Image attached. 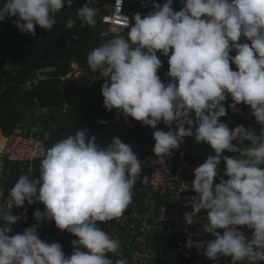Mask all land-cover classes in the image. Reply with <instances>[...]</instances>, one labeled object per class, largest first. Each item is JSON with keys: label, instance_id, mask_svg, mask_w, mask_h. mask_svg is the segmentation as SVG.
<instances>
[{"label": "clouds", "instance_id": "clouds-1", "mask_svg": "<svg viewBox=\"0 0 264 264\" xmlns=\"http://www.w3.org/2000/svg\"><path fill=\"white\" fill-rule=\"evenodd\" d=\"M73 2L0 0V22L14 17L11 22L21 33L36 36V26L50 31L56 24L55 14L65 6L71 8ZM96 3L85 0L77 9L81 27H94L99 17L101 26L110 28L103 36L116 29L126 32L88 52L84 67L98 73L88 85L102 78L99 84L106 111L115 110L125 122L130 117L154 129V165L175 161V150L186 137L195 142L189 145L187 159L203 162L193 169L190 211L184 214L187 225H199L197 232L181 237L167 233L180 245L179 239L187 238L183 247H195L213 264L222 259L229 264H264V0H180L178 11L173 9L174 0H164L162 5L153 0L145 9L127 0H105L101 5L106 11L100 13ZM126 3L139 11L152 9L133 16ZM117 4L132 12L131 19L123 15V28L101 20L112 8L116 13L122 11ZM75 24L76 19L68 18L65 28ZM158 53L167 57V82L158 74L163 66ZM15 67L6 60L1 71L14 73ZM52 69L40 68L25 78L21 93L48 79ZM69 71L58 80L73 82L65 77ZM0 77L5 79L3 73ZM228 97L231 101L226 107ZM240 105L249 108L248 118H254L258 127L241 124L230 129L221 120L229 109L241 113ZM161 123L167 131L158 129ZM17 133L39 140L45 152L40 157L39 176L33 175L35 171L20 174L0 203V264H128L125 259L110 258L109 254L119 255L120 240L103 231L98 222L119 220L129 206L139 209L134 200L139 192L134 186L149 182L147 176L142 180V161L148 152L141 154L133 141L90 134L86 127L48 148L36 128H19L3 135L4 141ZM204 143L213 154L206 159L188 157L192 144L202 147ZM226 151L233 155H225ZM4 171L11 173L0 167V175ZM157 190H165L170 198L168 190ZM36 202L43 210L33 208ZM172 205L173 201L157 207ZM14 207L23 212L13 214ZM30 207L34 223L20 232ZM22 218L15 232L13 225ZM51 221L76 237L70 255L60 242L41 239L39 228ZM193 235L205 238L193 240Z\"/></svg>", "mask_w": 264, "mask_h": 264}, {"label": "trees", "instance_id": "trees-1", "mask_svg": "<svg viewBox=\"0 0 264 264\" xmlns=\"http://www.w3.org/2000/svg\"><path fill=\"white\" fill-rule=\"evenodd\" d=\"M84 4L85 0H74L71 8L65 6L55 14L56 24L50 31L36 26V36L21 33L11 22L14 17L0 22V72L3 73L6 81L10 83V85L5 86L3 84L5 79L0 77L1 138L8 136L19 128L32 131L33 128L30 125L38 124L44 119L46 121L41 128L43 127L44 132L50 133V136L44 139L47 148L57 140L73 134L75 130L85 127L89 129L90 134L97 133L99 137L101 135L109 136L113 130L120 132L113 111H106L103 106L101 92L99 90L97 93L95 84L76 87L69 79L63 82L58 80L59 76L69 71L70 61L77 60L79 64L86 66L88 52L101 44L102 35L99 17H97V23L94 27L88 25L81 27L79 20L76 18L77 9ZM173 5H176L175 1ZM96 6L100 9L99 13L106 11L103 5L96 4ZM125 8L132 10L133 16L136 13L147 14L152 9L139 11L135 5L129 3H126ZM68 18L76 19V24L71 29L65 28V22ZM6 60H10L16 66L14 73L1 71V66ZM44 67L53 68L48 72L49 78L39 81L31 89L24 90L21 93L20 86L24 79ZM225 103L227 104V101ZM41 108L54 109L55 115L43 112L37 116L36 111ZM244 114L248 118V115ZM52 118L57 123L56 126L53 125ZM101 120L108 121L105 130H103L104 124L99 123ZM129 120L133 123V127L129 129L130 133L127 137L136 138L143 152L152 150L155 143L152 136L154 129L149 126H141L132 118ZM157 127L162 129L161 126ZM41 128L40 134L43 138L45 133L42 132ZM206 156L207 153L202 152L198 156L197 154H191L188 157ZM171 158H174V155L169 159ZM40 160L41 158L32 161V171H35L33 175L37 177L39 176ZM4 166L6 170L15 174L18 171L27 173V165H23L21 162L5 160ZM140 188V185L134 186L137 191ZM138 199L140 198L135 193L134 200L137 201ZM165 203L168 204L163 202V205ZM33 212L34 210L30 207L27 211V220H25L20 232L34 223ZM55 228L54 221L45 222L39 232L41 239L48 242H60L65 254L70 255L72 251L71 241L76 237L67 231L61 230L60 233L55 234ZM186 241L187 238L182 237L180 245L170 235L155 234L152 246L156 249L157 258L152 264H213L212 261L204 260L202 254L195 247L191 249L184 248L183 245ZM121 254L126 259L130 258L129 250L121 252Z\"/></svg>", "mask_w": 264, "mask_h": 264}, {"label": "built area", "instance_id": "built-area-1", "mask_svg": "<svg viewBox=\"0 0 264 264\" xmlns=\"http://www.w3.org/2000/svg\"><path fill=\"white\" fill-rule=\"evenodd\" d=\"M127 1L135 3L140 9H145L148 6H152L153 4V0ZM103 2H105V0H97L96 4H101ZM115 7L120 10L122 6L117 4ZM112 9L113 11L111 13H103L101 15V20L106 23H108V20H110L112 23L108 24L111 26L123 28V15H127L131 19L132 12L121 9L122 11H118L116 13L115 9ZM179 9L174 11H178ZM158 55L163 56L160 53H158ZM65 77H70L79 83L88 84L91 83L96 76L95 73H93L87 67H82L76 61H72L70 63V71L68 76L65 75ZM61 79L63 80L64 77H61ZM27 82H31V79H29ZM99 83L102 85L103 79H100ZM190 140L192 142H189ZM97 143L101 146H104L103 142H100V139L98 138ZM190 143H195L194 139L192 137H186L184 142L180 145L179 150H175V161L172 163L166 162L163 166L153 164V161L157 159L153 152H148L143 157L142 180L145 176H147L149 182L145 184L146 186L151 187L153 190H168L170 192V198L173 201L171 208L160 207L156 209L153 205L145 203L142 209H137L136 207L132 206L131 209L124 213L123 217L119 220H112L107 223L101 222V225L105 224V226H107L108 223L122 226L125 224V222H130L131 232L133 233V236H135V242L139 245L131 255V264H152L157 258L156 252L149 246L145 245L143 233L147 235L150 230H163L174 234L176 237H181L182 235L192 233L190 232L189 226L184 221V214L187 211H190V197L193 195L191 190V182L194 179L193 169L203 162L199 160L187 159ZM129 144H133V142H130ZM44 152L45 147L34 137L25 136L24 134L20 133L11 134L4 141L2 147L0 148V167L3 169L5 159L17 160L29 165L33 160L43 157ZM186 184L189 185L188 188ZM8 190V184L0 183V203H3L7 198ZM25 204H27V202H25ZM32 206L34 209L40 208L41 210H43L44 207L39 202H36ZM13 209V214H19L20 212H23V208L17 209L14 207ZM22 221L23 218L13 225L15 232H18L20 228L19 225L22 223ZM43 224L38 231L41 230ZM58 233L59 230L57 229L55 234ZM179 240V243H181L182 239ZM193 240L196 239L193 238ZM204 258L207 259L206 257Z\"/></svg>", "mask_w": 264, "mask_h": 264}, {"label": "crops", "instance_id": "crops-1", "mask_svg": "<svg viewBox=\"0 0 264 264\" xmlns=\"http://www.w3.org/2000/svg\"><path fill=\"white\" fill-rule=\"evenodd\" d=\"M156 1L158 3H160L161 5L164 3V0H156ZM174 1L176 2V5L175 6L173 5V9L177 10L181 6L180 0H174ZM102 28L103 27L101 26V31H102ZM109 29L110 28L107 27V30H109ZM107 30H105V31H107ZM125 32H126V29L125 30L116 29L115 31H111L109 33L110 34L109 38H112L116 34H125ZM109 34H107L106 36H108ZM105 40H107V39L105 38V36H103V32H102V39L100 41H105ZM233 54H235V53H233ZM159 57H160V59L163 62V66L159 69L158 74L161 76V79L163 81L167 82L168 77L165 75L166 72H167V69H168L167 57H164V56H159ZM233 68H235L234 65H233ZM95 75L98 77V73H95ZM100 79H102V78H100ZM74 85L76 87L77 86L86 87V85H76L75 83H74ZM92 85H94V84H92ZM87 86H91V85H87ZM95 87H96L95 89H96V91L98 93L99 90L101 89V85L99 84L98 81H95ZM226 101H227V104H228L231 101V98L228 97V99ZM227 104L225 103L226 107H227ZM239 107H241V109H242L241 113H233L229 109L228 112H227V115L225 117H222L221 120L226 122L230 129L234 128V127H236L238 125H241V124H243L245 127H247L249 125H251L252 127H258V125H256L254 119L246 118L247 116H245V114H244V113L248 114L249 108L247 106H244V105H240ZM245 110H247V111L245 112ZM113 114H114V118L117 121L116 123H118L120 131H123L124 134H126V137H124V138L120 137L122 142L127 143L128 141H133L135 143V145H136L137 150L141 154L146 153V152H152V150L143 152V150L140 148V144H139V142L137 141L136 138L127 137V135L130 133L129 129L133 127L132 126L133 123L129 120L130 117L128 118V122H125L123 116L122 115H118L115 110H113ZM95 122L97 123V121H95ZM135 122L140 124L141 126H144L138 121H135ZM158 126H161L162 130H164V131L168 130L162 123L159 124ZM106 128H107V124H104L103 125V130H105ZM115 131H117V130H115ZM91 134H94V135L98 136L97 133H91ZM113 137H118V136L113 135V134L108 136V138H110V140ZM192 146H193L192 154H197V156L200 153H202V152H206L207 156L213 154L212 150L209 148V146L206 143H204V146H202V147H199L196 144H192ZM225 155L231 156V155H233V153H229V152L226 151ZM206 157H200V158L206 159ZM169 160H172V158L169 159ZM26 170H27V173L32 171V163L27 165V169ZM20 174H24V172L20 171L17 175H15L12 178H0V183L8 184L9 185V189H10L13 186V184L15 183V181L17 180V178H18V176ZM138 192H139L140 199H138L135 203H136V206L139 209L143 208V205L145 203H149V204L153 205L156 209H158L157 206L162 205L163 202H167L168 204L172 203V201L170 200V198H169L168 194L165 192V190H153V189H151V187L141 186V188H140V190ZM155 192H157V193H155ZM130 208L131 207L129 206L128 209L125 212H127ZM44 224H45V222H44ZM44 224H43V226H44ZM188 226H189V228L191 227V228L194 229V230H190V232H192L193 234L197 232V229L199 227V225H197V224H193L191 226L188 225ZM102 228H105V230H103V231L108 232V234L110 233V235L112 237L113 236L119 237V240H120L121 247H120L119 255L109 254L110 258L113 261H115L116 259H125L128 262V264H131V254L137 248L138 244L135 242L136 241L135 236H133V233L131 232V224H130V222H125V224H123L122 226L114 225V224H111V223H108L107 226H105V224H103L101 226V229ZM57 229L58 228H55V231ZM59 232H60V230H59ZM157 233L166 234L167 236H169V234L167 232L163 231V230H156V231L150 230L147 235L145 233H143V235H145L147 237L146 241H145V245L146 246H149L150 248L155 249L152 246V244H153V236H155V234H157ZM193 238L194 239H199V237H197L196 235H193ZM128 250H129L130 258L126 259L125 256H122L121 252H127ZM222 260L223 261H218V264H229V261L227 259H222ZM257 264H263V263L257 262Z\"/></svg>", "mask_w": 264, "mask_h": 264}, {"label": "rangeland", "instance_id": "rangeland-1", "mask_svg": "<svg viewBox=\"0 0 264 264\" xmlns=\"http://www.w3.org/2000/svg\"><path fill=\"white\" fill-rule=\"evenodd\" d=\"M107 28H106V26H104L103 28H102V30H103V34H105V30H106ZM109 37H110V34L108 35V36H105V38L106 39H109ZM102 42H104V41H101V43ZM98 79H100V78H98ZM73 82L76 84V85H88L87 83H79V82H77V81H75V80H73ZM43 111L44 112H49V113H51V114H53V115H55V111H54V109H40V110H37L36 111V114H37V116H39L40 114H42L43 113ZM27 112V111H26ZM52 117V116H51ZM46 120L44 119V121H42V122H38V124H35V125H30L31 127H33V128H36L37 129V133H38V135H40V136H38V137H40V138H42V135L40 134V128H41V126H42V124L45 122ZM52 123H53V125H57V123L54 121V119L52 118ZM43 128V127H42ZM41 128V130H42V132H44L43 131V129ZM45 133V136L42 138L43 139V142H44V139H46L48 136H50V133H48L47 131L46 132H44ZM112 134L113 135H116V136H120V137H126V134H124V132L123 131H120V132H116L115 130L114 131H112ZM119 137V138H120ZM45 143V142H44ZM14 172H11V173H7L6 171H4L3 173H2V175H0V178H6L7 176H9V177H12V176H14ZM155 193H157V192H155ZM99 223V225H100V227L102 226L101 225V222H98ZM191 226V225H190ZM190 230H194L193 228H189ZM102 230H105V228H102ZM114 238H115V236H113ZM198 237V236H197ZM199 238H205V237H199ZM208 238H210V237H208Z\"/></svg>", "mask_w": 264, "mask_h": 264}, {"label": "bare ground", "instance_id": "bare-ground-1", "mask_svg": "<svg viewBox=\"0 0 264 264\" xmlns=\"http://www.w3.org/2000/svg\"><path fill=\"white\" fill-rule=\"evenodd\" d=\"M3 142H4V138H1V137H0V148H1L2 145H3Z\"/></svg>", "mask_w": 264, "mask_h": 264}]
</instances>
